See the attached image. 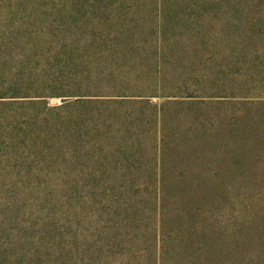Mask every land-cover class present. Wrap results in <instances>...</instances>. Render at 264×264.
<instances>
[{"label":"rangeland","instance_id":"374dc122","mask_svg":"<svg viewBox=\"0 0 264 264\" xmlns=\"http://www.w3.org/2000/svg\"><path fill=\"white\" fill-rule=\"evenodd\" d=\"M99 14L137 84L0 103V264H264V0H0V90L65 77L45 43Z\"/></svg>","mask_w":264,"mask_h":264},{"label":"trees","instance_id":"16d2710c","mask_svg":"<svg viewBox=\"0 0 264 264\" xmlns=\"http://www.w3.org/2000/svg\"><path fill=\"white\" fill-rule=\"evenodd\" d=\"M84 21L85 18H75L74 15L65 19L62 24L66 28L56 33L54 41L44 45L61 57L62 61H59L56 68L65 72V77L48 81L31 77L25 86L3 87L0 90V103L29 107L39 105L38 107L49 113L70 106L72 101H68L66 96L81 97L75 101L82 103L80 106H88L90 103L87 102H97L98 99L111 101L128 97L127 93L132 92L137 84V80L130 73L136 68L138 61V52L134 46L136 39L126 43L123 37L113 36V32L109 30L111 27L102 14L91 16L86 23ZM97 30L100 32H96ZM118 30L122 32L124 29ZM161 30L172 31L169 23L165 21ZM50 32L42 29L39 34L45 36ZM102 83H106V86L100 89ZM53 96L64 97L65 103L49 106L48 98ZM80 122L76 119L77 124Z\"/></svg>","mask_w":264,"mask_h":264},{"label":"water","instance_id":"95a60500","mask_svg":"<svg viewBox=\"0 0 264 264\" xmlns=\"http://www.w3.org/2000/svg\"><path fill=\"white\" fill-rule=\"evenodd\" d=\"M54 101H57V99L55 98Z\"/></svg>","mask_w":264,"mask_h":264}]
</instances>
